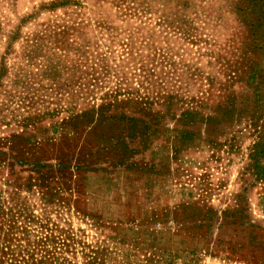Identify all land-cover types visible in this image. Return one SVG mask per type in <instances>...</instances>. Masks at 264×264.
Returning a JSON list of instances; mask_svg holds the SVG:
<instances>
[{"label": "rangeland", "instance_id": "obj_1", "mask_svg": "<svg viewBox=\"0 0 264 264\" xmlns=\"http://www.w3.org/2000/svg\"><path fill=\"white\" fill-rule=\"evenodd\" d=\"M0 264H264V0H0Z\"/></svg>", "mask_w": 264, "mask_h": 264}]
</instances>
